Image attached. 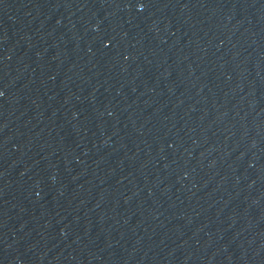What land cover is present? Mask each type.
<instances>
[{
	"label": "water",
	"instance_id": "obj_1",
	"mask_svg": "<svg viewBox=\"0 0 264 264\" xmlns=\"http://www.w3.org/2000/svg\"><path fill=\"white\" fill-rule=\"evenodd\" d=\"M0 264H264V0H0Z\"/></svg>",
	"mask_w": 264,
	"mask_h": 264
}]
</instances>
